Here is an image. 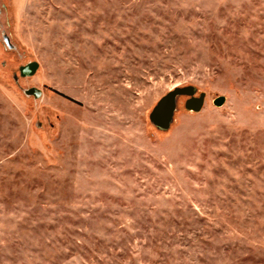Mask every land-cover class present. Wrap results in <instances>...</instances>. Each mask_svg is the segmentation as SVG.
I'll return each mask as SVG.
<instances>
[{"label":"rangeland","instance_id":"rangeland-1","mask_svg":"<svg viewBox=\"0 0 264 264\" xmlns=\"http://www.w3.org/2000/svg\"><path fill=\"white\" fill-rule=\"evenodd\" d=\"M0 264H264V0H0Z\"/></svg>","mask_w":264,"mask_h":264},{"label":"water","instance_id":"water-1","mask_svg":"<svg viewBox=\"0 0 264 264\" xmlns=\"http://www.w3.org/2000/svg\"><path fill=\"white\" fill-rule=\"evenodd\" d=\"M4 41L6 44H8V39L5 37ZM36 68L35 64L29 65L25 68V70L31 72L34 71ZM195 93V89L192 87L182 88V89H176L175 91L169 93L165 97H163L157 105L152 110L149 119L150 121L159 127L160 129H166L172 119L173 111H174V104H175V96L177 95H188L192 96ZM202 101L203 98L200 97L198 100L194 103V109L197 111L201 109L202 107ZM224 99L219 98L215 101L216 106H220L223 103ZM187 109H191L190 105L186 107Z\"/></svg>","mask_w":264,"mask_h":264},{"label":"flooded vegetation","instance_id":"flooded-vegetation-1","mask_svg":"<svg viewBox=\"0 0 264 264\" xmlns=\"http://www.w3.org/2000/svg\"><path fill=\"white\" fill-rule=\"evenodd\" d=\"M7 38V37H6ZM7 45H10L9 43L7 44ZM179 96H182V95H177V96H175V99H174V101H175V104H174V111H173V114H174V112H175V109H176V99H177V97H179ZM200 98V97H199ZM199 98H195V97H193V95L192 96H189V98H187L186 100H185V102H184V106H185V108L187 107V105L189 106H193L194 105V103H195V101L196 100H198ZM187 109V108H186Z\"/></svg>","mask_w":264,"mask_h":264}]
</instances>
